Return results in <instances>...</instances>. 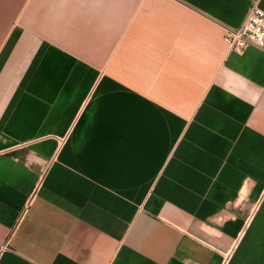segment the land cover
Listing matches in <instances>:
<instances>
[{
    "label": "crops",
    "instance_id": "obj_1",
    "mask_svg": "<svg viewBox=\"0 0 264 264\" xmlns=\"http://www.w3.org/2000/svg\"><path fill=\"white\" fill-rule=\"evenodd\" d=\"M264 0H0V264H264Z\"/></svg>",
    "mask_w": 264,
    "mask_h": 264
},
{
    "label": "built area",
    "instance_id": "obj_2",
    "mask_svg": "<svg viewBox=\"0 0 264 264\" xmlns=\"http://www.w3.org/2000/svg\"><path fill=\"white\" fill-rule=\"evenodd\" d=\"M224 39L234 50L256 47L264 52V10L258 2L250 7L238 29H226Z\"/></svg>",
    "mask_w": 264,
    "mask_h": 264
}]
</instances>
